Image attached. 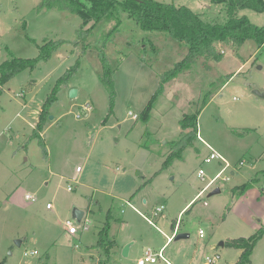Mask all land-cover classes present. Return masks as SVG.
I'll list each match as a JSON object with an SVG mask.
<instances>
[{
    "label": "rangeland",
    "instance_id": "1",
    "mask_svg": "<svg viewBox=\"0 0 264 264\" xmlns=\"http://www.w3.org/2000/svg\"><path fill=\"white\" fill-rule=\"evenodd\" d=\"M158 1L190 6L207 20L224 16L213 0ZM39 4L0 0V63L37 57L45 39L63 40L48 60L0 85V264H101L92 247L109 212L118 220L109 264H138L148 248H164L172 264H204L216 252L221 257L214 264L237 263L242 249L220 243L264 228V97L255 92H264V45L248 40L235 50L221 44L220 61L200 58L158 93L163 74L188 53L186 42L145 31L127 15L118 25L101 21L82 37L78 14ZM239 14L264 25V12ZM103 58L112 68L113 91L103 81ZM70 69L58 99L47 105L45 156L33 131L57 80ZM204 98L210 99L197 136L182 158L164 166L180 137V119ZM211 150L223 159L205 162ZM217 187L220 192L209 196ZM161 204L165 209L155 216ZM74 207L85 212L81 223ZM68 219L77 233L68 232ZM179 232L190 235L167 242ZM250 259L244 264H264V234Z\"/></svg>",
    "mask_w": 264,
    "mask_h": 264
},
{
    "label": "trees",
    "instance_id": "2",
    "mask_svg": "<svg viewBox=\"0 0 264 264\" xmlns=\"http://www.w3.org/2000/svg\"><path fill=\"white\" fill-rule=\"evenodd\" d=\"M215 6L220 5V19H206L205 12H199L184 4H173L158 0H40L41 9L58 8L60 10L78 14L87 25L80 29L79 34L84 37L101 21H116L117 25L122 22L123 15L134 18L145 31H156L167 34L174 39L186 42L189 46L186 56L178 61L174 67L163 74L160 80V90L164 85L177 78L183 72L191 69L202 58L205 60L220 61L223 53L219 49L221 44H231L233 49L239 50L248 40H253L259 48L264 45V25L254 23L247 15L239 14L241 9H251L256 12H264V0H213ZM212 10V8H209ZM63 40L45 39L39 46L40 54L33 58L13 56L0 63V85H4L18 73L26 69H34L39 62L48 60L53 50H56ZM104 59V83L113 91V79L111 67ZM72 69L61 76L52 90V93L43 105L39 120L34 128L32 137H38L48 155L45 140L41 130L49 116L48 104L56 101L57 93L61 85L67 80ZM231 74L227 80L231 79ZM226 84V82H225ZM210 98H204L200 107L190 113H185L180 119L181 132L178 140L172 142V150L164 162V166L171 165L176 159L182 158L183 150L192 143V136H197L198 118L204 105ZM247 183L245 186L247 187ZM242 193V192H240ZM118 221L111 212L98 233V242L92 247L97 250L102 258L101 264H109V257L116 251L117 238L113 232V223ZM177 221L173 223L175 229ZM264 234V228L249 237L229 238L225 245L242 249L240 259L235 264L249 262L251 254L260 238ZM105 254L106 258L103 257ZM108 259V260H107Z\"/></svg>",
    "mask_w": 264,
    "mask_h": 264
},
{
    "label": "built area",
    "instance_id": "3",
    "mask_svg": "<svg viewBox=\"0 0 264 264\" xmlns=\"http://www.w3.org/2000/svg\"><path fill=\"white\" fill-rule=\"evenodd\" d=\"M224 52V51H223ZM129 114L133 117V118H137V114H134L132 113V111L129 112ZM222 158V156L216 152L215 150H211L210 154L204 159L205 162H211L213 159L215 158ZM230 164L229 163H226V165L222 168V170L210 181V183H212L215 178L219 177L223 171L225 170L226 167H229ZM82 170V167L78 166L77 167V171H81ZM198 175L200 178L204 179L205 178V172L203 169H200L199 172H198ZM209 185V183H208ZM68 190H72L71 187L68 188ZM26 198L27 199H32V200H35V197L32 196L31 194H26ZM47 207L48 208H52L53 205L48 202L47 204ZM165 209V205L164 204H161L159 206H157L154 210V214L155 216H157L158 214L162 213ZM82 222V221H81ZM67 228H68V232L71 233V234H75L78 232V228L77 226L75 225V223L72 221V220H67L65 222ZM83 228L85 230L88 229V225L87 224H84L83 225ZM176 229V228H175ZM199 234L200 236H204L205 235V231L204 229H200L199 230ZM174 237V234L172 236H170L168 238V241L172 240ZM163 251H164V248H161L159 252H154V250H152L151 248H148L146 251H145V255L143 257H140L139 260H138V264H147V263H152V264H156L158 263L160 260H163V262H165V264H172L163 254ZM32 254H37L38 253V250L37 249H34L32 252ZM26 255L29 254V252H26L25 253ZM221 255L220 253L216 252L213 256H208L206 258V262L205 264H214L215 262H217L219 259H220Z\"/></svg>",
    "mask_w": 264,
    "mask_h": 264
},
{
    "label": "water",
    "instance_id": "4",
    "mask_svg": "<svg viewBox=\"0 0 264 264\" xmlns=\"http://www.w3.org/2000/svg\"><path fill=\"white\" fill-rule=\"evenodd\" d=\"M255 92H256L258 95L264 97V92H261V91H259V90H255ZM76 94H77L76 90H71V93H70L71 97H75ZM218 192H220V188H219V187L213 189V190L210 192L209 196L214 195V194H216V193H218ZM84 214H85L84 210H82V209H80V208H77V207H74V209H73V218L76 219L78 223H81V221H82V219H83V217H84ZM256 219L260 221L259 218H256ZM189 235H190V234H189L188 232H179V233H176V234H175L174 239L179 240V239H182V238H187ZM18 243L20 244V240L18 241ZM224 244H225L224 241H222V242L220 243L221 246H224ZM129 248H130V245H127V246L124 248V252H123L124 255H128V253H129Z\"/></svg>",
    "mask_w": 264,
    "mask_h": 264
},
{
    "label": "crops",
    "instance_id": "5",
    "mask_svg": "<svg viewBox=\"0 0 264 264\" xmlns=\"http://www.w3.org/2000/svg\"><path fill=\"white\" fill-rule=\"evenodd\" d=\"M177 224H178V222H177ZM177 224H176V226H177ZM170 237V236H169ZM167 242H168V240H167ZM225 242V241H224ZM225 245V244H224ZM164 247V246H163ZM205 264V263H204Z\"/></svg>",
    "mask_w": 264,
    "mask_h": 264
}]
</instances>
